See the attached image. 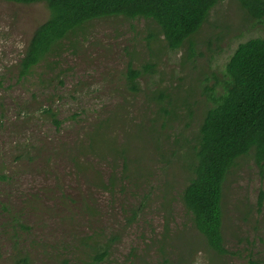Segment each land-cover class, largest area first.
<instances>
[{
	"label": "rangeland",
	"instance_id": "obj_1",
	"mask_svg": "<svg viewBox=\"0 0 264 264\" xmlns=\"http://www.w3.org/2000/svg\"><path fill=\"white\" fill-rule=\"evenodd\" d=\"M48 18L45 4L0 0V264H86L91 237L111 245L100 264H264V162L242 157L228 177L226 256L208 248L182 200L210 89L224 92L228 61L239 44L264 38V22L221 0L173 51L151 21L96 20L20 78ZM146 64L154 73L134 94L128 68ZM156 91L175 113L164 128Z\"/></svg>",
	"mask_w": 264,
	"mask_h": 264
},
{
	"label": "trees",
	"instance_id": "obj_2",
	"mask_svg": "<svg viewBox=\"0 0 264 264\" xmlns=\"http://www.w3.org/2000/svg\"><path fill=\"white\" fill-rule=\"evenodd\" d=\"M15 4H45L49 18L34 32L23 58L18 65L20 78H26L47 58L58 54L64 42L71 39L89 23L123 17L127 20L145 19L160 28L167 46L177 51L197 34L206 23L211 11L221 0H3ZM240 7L252 19L264 22V0H237ZM152 39L154 35H151ZM155 66L146 64L142 70L129 67L128 89L140 92L138 80L154 73ZM227 80L224 92L214 96L199 128V138L193 146L194 160L190 164L191 177L182 200L194 227L205 238L208 248L218 256L229 252L224 238L225 185L237 162L253 155L264 162V38H252L239 44L226 66ZM161 105L165 114L162 128L174 117V110L162 107L171 103L170 95L156 91L150 98ZM50 112V110H47ZM52 119L60 122L55 114ZM157 131V130H156ZM128 156L124 152V160ZM115 176L110 178L113 186ZM106 186L100 181V187ZM104 189H110L111 187ZM261 195L259 206L262 205ZM85 214L94 215V209L86 204ZM86 243L92 259L86 264H100L109 255V246H101L100 240L91 237ZM119 240L112 237L110 242ZM26 263L27 260H22ZM63 264H71L67 259ZM247 264H258L250 258Z\"/></svg>",
	"mask_w": 264,
	"mask_h": 264
}]
</instances>
